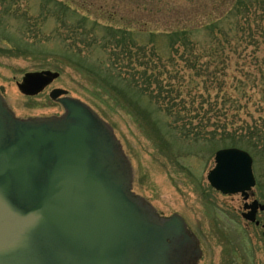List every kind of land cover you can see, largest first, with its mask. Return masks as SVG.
<instances>
[{
	"label": "rangeland",
	"instance_id": "obj_1",
	"mask_svg": "<svg viewBox=\"0 0 264 264\" xmlns=\"http://www.w3.org/2000/svg\"><path fill=\"white\" fill-rule=\"evenodd\" d=\"M222 1L227 0H0V94L18 118L49 117L63 113L62 106L49 97L50 90H66L68 96L86 103L113 128L130 160L133 192L144 197L163 216L177 213L184 218L199 239L202 254L197 264H264L260 229L242 226L237 194H222L207 181V173L215 164V152L238 146H229V139L223 141L218 136L214 142L211 137L193 142L183 140L182 132L171 134L172 116L150 104L146 94L129 93L123 88L125 68L122 66L119 73L115 67L110 73L106 63L107 53L118 50L116 45L133 53L136 44L132 41L145 44L151 38L147 30L170 32L184 16L192 22L219 16L224 12ZM209 38L206 32H197L191 38L192 53L212 49L204 45ZM110 39L117 41L112 50ZM155 43L145 44L140 61L162 70L161 78L165 81L175 69H182L181 97L186 104L181 109L182 116L205 114L209 119L208 130L214 128L213 124L232 119L251 126L262 124L261 85L252 88L248 81L244 93L229 87L227 96L238 99L240 112L231 120L221 116L218 122L217 112L210 109L209 101L217 97L218 107H223V93L216 96L217 89L212 90L209 83L206 85L209 87L203 86L201 81L194 87L191 81L194 72L187 68V60L169 47L171 40L157 38ZM177 49L184 51L183 47ZM159 51L163 52L161 57L156 54ZM229 59L230 71L240 77L233 72L235 56L230 55ZM248 69L256 72L251 65ZM43 70L58 72L59 76L33 96L18 89L25 73ZM169 82L178 85L176 79ZM201 94L203 97L199 98ZM258 153L263 156H252L253 170L264 185V149Z\"/></svg>",
	"mask_w": 264,
	"mask_h": 264
},
{
	"label": "water",
	"instance_id": "obj_2",
	"mask_svg": "<svg viewBox=\"0 0 264 264\" xmlns=\"http://www.w3.org/2000/svg\"><path fill=\"white\" fill-rule=\"evenodd\" d=\"M58 76L27 72L17 87L33 96ZM49 97L61 115L18 118L0 94V264H197L184 219L132 191L112 127L64 89ZM214 161L207 180L223 194L255 184L246 151L220 149Z\"/></svg>",
	"mask_w": 264,
	"mask_h": 264
},
{
	"label": "trees",
	"instance_id": "obj_3",
	"mask_svg": "<svg viewBox=\"0 0 264 264\" xmlns=\"http://www.w3.org/2000/svg\"><path fill=\"white\" fill-rule=\"evenodd\" d=\"M263 1L264 0H260L259 2H246L245 0L222 1L220 5L224 12L205 22L197 20L192 22L189 17L184 16L177 21L176 25L178 27L170 32L162 31L157 33L147 30L151 38L147 40L145 43L146 45L152 43V46H154L157 38H168L171 40L169 47L174 49V53L180 56L182 60H187V68L194 72L192 75L194 79H191L194 87H198L201 81L203 86L209 83L212 90L217 89L216 96H218L219 93H223V107H218L217 97L215 101H209V105L211 106L210 109L217 112L218 122L221 116L232 119L240 112V110H238V99H231V97L227 96L229 87L233 86L236 90L241 89L244 93L247 87H249L247 84L249 81L250 87L252 88H256L258 85L264 88ZM203 31L210 36L209 39L204 41V45L212 49L204 50L201 53H192L194 50L191 38H194L197 32ZM79 35L82 37L83 32ZM126 35L133 38L129 33ZM109 41H111L110 46L112 50V45L116 44L117 41L115 39H110ZM132 42L138 45H135L136 50L134 49L133 53H127L124 49H120L118 45H116L118 50L107 53L106 63H109L107 69L109 68L111 73L112 68L113 71L118 68V72L120 73L122 66L125 68L123 76L130 80L124 77L122 78L126 80L123 88L125 87L129 93H137L141 96L146 94L150 104L156 105L157 109L163 111L166 116L171 115L173 118V123L170 124L172 132L169 131L171 134L179 135V133L182 132V137L185 138L183 140L188 139L193 142H198L202 139L207 140L210 139L209 137H211L210 140L214 142L213 140L222 137L223 141L229 139V146H243L241 148L249 151L253 156L256 155L255 157L260 158L263 156L259 155L258 150L264 149V116H260L262 120L261 125L254 124L251 126L244 121H239V123L234 119H230L231 122L226 121L224 124H213L214 128L212 130H208L209 119L205 114L200 113L199 116V112H197L192 116L185 114V116H182L181 109H185L186 105L181 97L183 75L180 73V70L182 69H175L173 75L170 74L169 77L166 78V81L163 80L161 78V76H164L162 70H156V67L153 68V66H150V63L147 65V63L140 61V58H142L140 54L144 56L143 52L146 50V45L138 44L134 41ZM194 45H196L195 42ZM157 47L160 49L159 46ZM177 47H183L184 51H178ZM225 48L228 50H225ZM159 52L160 53L156 54H160L161 57L163 52ZM230 55L235 56L233 72H238L240 77H237L236 74L230 71L232 65L227 66V64L231 62V59H229ZM202 59H205V61H202ZM172 60L171 62L174 65L177 64ZM112 65H114V67H111ZM250 65L256 71L255 73L251 72L249 69L247 70ZM139 67L142 68L139 69ZM171 79H176L178 85L171 84L169 82ZM202 97L201 94L199 98ZM204 101L205 100H203L202 103ZM260 111L264 113V106L261 105ZM194 119L196 121L195 124H193ZM214 121H216V119ZM260 173L259 171L258 174Z\"/></svg>",
	"mask_w": 264,
	"mask_h": 264
},
{
	"label": "flooded vegetation",
	"instance_id": "obj_4",
	"mask_svg": "<svg viewBox=\"0 0 264 264\" xmlns=\"http://www.w3.org/2000/svg\"><path fill=\"white\" fill-rule=\"evenodd\" d=\"M252 162V167H253ZM254 172V170H253ZM255 175V173H254ZM263 182L255 175V184L247 191L238 193V218L243 227L260 229L261 235L264 226V196ZM249 217V219H248ZM250 217L252 219H250ZM259 233V231H258Z\"/></svg>",
	"mask_w": 264,
	"mask_h": 264
}]
</instances>
